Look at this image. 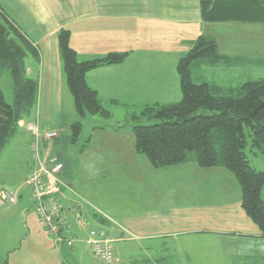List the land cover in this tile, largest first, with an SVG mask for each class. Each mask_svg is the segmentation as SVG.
<instances>
[{
	"label": "crops",
	"instance_id": "obj_1",
	"mask_svg": "<svg viewBox=\"0 0 264 264\" xmlns=\"http://www.w3.org/2000/svg\"><path fill=\"white\" fill-rule=\"evenodd\" d=\"M0 9L37 50L36 57L28 55L25 59L27 75L38 82L36 107L31 118L21 122L37 123L45 130L58 125L63 99L69 104L73 100L62 71L58 45L61 29L69 30V45L79 60L102 57L109 52H127L122 63L100 66L85 75L86 83L96 90L105 106L126 109L167 103L169 100H160L158 95H167L172 90H176L174 99H178L180 88L172 87L171 83L178 59L198 35L214 38L211 28L220 24L202 19L200 0H0ZM5 72L11 88L10 76ZM19 127L27 134L29 149L31 135L25 127ZM128 127L131 129L130 124ZM120 130V125L93 127L91 137L104 138L101 146L97 142V150L118 158L119 162L131 161L125 173L123 200L115 197L116 205H110L111 208L88 204L76 197L74 185L70 183H65L62 199L65 204L80 201L89 225L98 224V215L102 213L131 231L134 237L131 241L139 245L138 252L121 257L116 253V244L130 240L127 235L115 240L114 254L119 264H134L140 258L151 264H179L174 259L175 250L181 248L182 253L191 255L192 236L202 241L205 250L214 249L219 255L224 250H232L229 244L234 241L235 255L224 253L225 260L229 258L236 264L233 258L238 257L244 260L243 264H261L264 237L242 209L240 188L230 172L222 167L200 168L194 162L154 168L136 153L133 134L127 145L123 143L125 137ZM81 132L82 129L78 137ZM91 137L82 145L84 148L90 147ZM54 139L41 142V154L44 158L54 155L60 161L50 149ZM30 157L32 160L31 154ZM32 167L33 160L30 169ZM186 173L194 180L197 199L201 202H188L183 206L174 201H161L160 189L154 191L152 185L146 183L147 177L164 175L168 179L166 191L174 200L171 192ZM261 197L264 199V186ZM81 245L84 247L81 241L75 243L72 251H77Z\"/></svg>",
	"mask_w": 264,
	"mask_h": 264
},
{
	"label": "trees",
	"instance_id": "obj_2",
	"mask_svg": "<svg viewBox=\"0 0 264 264\" xmlns=\"http://www.w3.org/2000/svg\"><path fill=\"white\" fill-rule=\"evenodd\" d=\"M200 12L206 22L264 23V0H200ZM69 36V30L61 29L58 45L75 111L79 117L107 119L111 113L96 90L88 86L85 75L100 66L122 63L127 52L79 60L69 45ZM28 55L36 57V48L0 9V70L8 71L13 93L10 104L0 88V152L20 129L18 122L29 120L36 107L38 82L26 73ZM249 61L246 56L220 53L214 38L198 35L176 64L181 98L171 103L145 104L139 114L133 112L129 122L136 153L154 168L194 162L200 168L222 167L230 172L240 188L242 209L264 237V170L255 168L244 150L247 130L250 152L264 158V77L224 86L201 74L204 65ZM259 62L264 63V59ZM140 119L146 122L139 123ZM80 130L77 120L71 125L73 140ZM134 264L151 263L140 258Z\"/></svg>",
	"mask_w": 264,
	"mask_h": 264
},
{
	"label": "rangeland",
	"instance_id": "obj_3",
	"mask_svg": "<svg viewBox=\"0 0 264 264\" xmlns=\"http://www.w3.org/2000/svg\"><path fill=\"white\" fill-rule=\"evenodd\" d=\"M216 23L220 24L211 28V34L216 40L220 53L229 56H246L252 61L229 66L223 64L204 65L201 68V74L206 79L224 86L236 85L248 79L264 77V63L259 62V59H264V23L233 20ZM174 75L173 81L170 82L172 87L178 89L179 77L177 72ZM0 88L6 101L12 104V89L8 87L6 72L2 70H0ZM175 92L176 90H172L167 95L161 93L158 98L169 100L167 103L176 102L181 98V92L179 98L174 99ZM63 97L65 98V95ZM102 104L104 105V103ZM105 107L111 113L109 118L105 119L97 115H86V118H83L79 117L75 111L73 100L72 104H69L67 99L66 101L63 99L62 110L59 111L60 118L57 117L58 125L54 124L52 129L56 130L58 135L51 141L50 149L53 154L59 157L62 163L63 168L58 174L59 178L63 183L74 185L76 197L88 204H98L96 206L109 208L110 205H116L113 202L115 197L119 198L118 200H123L125 173L130 167L131 161L122 159L119 162L118 158L113 159V156L107 155L103 150L99 148L97 150V142L101 146L104 138H101V140L99 136L91 137V130L93 127L114 126L116 128L120 125V133L125 137L123 143L128 145L132 136L131 129L128 127L131 124L129 122L130 116L133 112L139 114L142 107L126 109L124 107L117 109ZM48 113L46 111V115ZM77 120H80L82 132L78 139L73 140L71 125ZM138 122L144 123L146 120L140 119ZM27 123L31 122L26 121L23 123V127ZM245 133L248 143L244 150L250 163L264 170V159L255 157L250 152V137L247 130H245ZM26 135L24 128H20L0 152V191L17 195V201L14 203H0V264H104L94 258L82 245L75 252L67 246L60 247L56 245L43 226L31 202L29 188L24 184L32 162L30 150L27 147ZM89 137L93 141L90 147L84 148L82 145L86 143ZM141 159L145 163L147 162L144 156H141ZM188 176L186 173L177 181L175 190L171 192L174 200L171 194L166 191L165 184L168 183V179L164 175L147 177L146 183L152 185L154 191L160 189L161 201H174L185 206L188 202H192V204L201 202V199H197L199 196L196 195L195 182ZM158 184L159 187H157ZM126 193H128L126 195L128 196L129 192ZM119 224L121 225V223ZM128 232L127 237L130 241L116 244V253L121 257H125L128 253L137 254L138 252L137 246L139 245L137 242L131 241L134 237L130 230ZM133 234L136 236L135 233ZM207 244L210 245L208 242ZM229 247L233 249L224 250L219 255L216 254L214 249L205 250L202 241L196 236H192V254H184L182 253L183 250L178 248L175 250L177 254L174 255V258L179 264H189V255L191 256L190 264H232L229 258L225 260L223 254L232 253L235 255L234 241L229 244ZM233 260L236 264L245 263L244 260L238 257L233 258ZM117 263L119 264V261Z\"/></svg>",
	"mask_w": 264,
	"mask_h": 264
},
{
	"label": "built area",
	"instance_id": "obj_4",
	"mask_svg": "<svg viewBox=\"0 0 264 264\" xmlns=\"http://www.w3.org/2000/svg\"><path fill=\"white\" fill-rule=\"evenodd\" d=\"M23 126V122L19 121ZM31 135L29 150L33 167L28 172L25 184L29 188L31 202L43 226L47 229L53 242L58 246L74 247L83 242L85 250L104 264H116L114 242L129 234L120 224L105 214L99 213L100 222L89 225L83 214L80 201L65 204L63 188L66 184L58 174L62 163L54 155L42 157L40 144L43 140L57 137L56 130L39 128L37 123H27L24 126ZM17 201V195L0 191V203ZM85 231V235L82 233Z\"/></svg>",
	"mask_w": 264,
	"mask_h": 264
}]
</instances>
